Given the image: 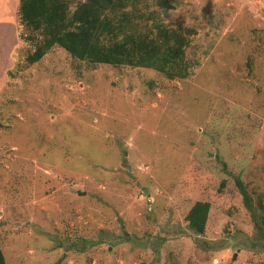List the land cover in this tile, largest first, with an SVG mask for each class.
<instances>
[{
  "label": "rangeland",
  "instance_id": "obj_1",
  "mask_svg": "<svg viewBox=\"0 0 264 264\" xmlns=\"http://www.w3.org/2000/svg\"><path fill=\"white\" fill-rule=\"evenodd\" d=\"M169 3L136 6L192 30L182 78L57 45L28 64L38 36L0 0L5 264H264V0Z\"/></svg>",
  "mask_w": 264,
  "mask_h": 264
},
{
  "label": "trees",
  "instance_id": "obj_2",
  "mask_svg": "<svg viewBox=\"0 0 264 264\" xmlns=\"http://www.w3.org/2000/svg\"><path fill=\"white\" fill-rule=\"evenodd\" d=\"M138 1L81 0L70 10L66 0H18L20 23L38 36L25 60L35 63L57 45L88 63L151 68L167 79L185 77L184 49L192 30L167 26L154 11L142 12ZM155 3L161 10L171 6L169 0ZM235 182L249 207L247 193ZM208 209L206 201H195L185 214L187 226L196 234L203 232ZM0 264H5L1 251Z\"/></svg>",
  "mask_w": 264,
  "mask_h": 264
},
{
  "label": "water",
  "instance_id": "obj_3",
  "mask_svg": "<svg viewBox=\"0 0 264 264\" xmlns=\"http://www.w3.org/2000/svg\"><path fill=\"white\" fill-rule=\"evenodd\" d=\"M82 193V192H81ZM79 191H77V194H81Z\"/></svg>",
  "mask_w": 264,
  "mask_h": 264
}]
</instances>
